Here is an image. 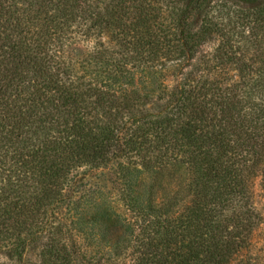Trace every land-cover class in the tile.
Returning <instances> with one entry per match:
<instances>
[{
	"label": "trees",
	"instance_id": "16d2710c",
	"mask_svg": "<svg viewBox=\"0 0 264 264\" xmlns=\"http://www.w3.org/2000/svg\"><path fill=\"white\" fill-rule=\"evenodd\" d=\"M89 1L0 0V264H26L61 185L111 168L121 198L95 210L118 259L231 264L261 220L263 69L238 54L214 0ZM261 23L237 22L252 34ZM209 42L215 65L192 66ZM73 256L44 245L42 264Z\"/></svg>",
	"mask_w": 264,
	"mask_h": 264
},
{
	"label": "rangeland",
	"instance_id": "374dc122",
	"mask_svg": "<svg viewBox=\"0 0 264 264\" xmlns=\"http://www.w3.org/2000/svg\"><path fill=\"white\" fill-rule=\"evenodd\" d=\"M109 2L110 0H91L88 4L104 6ZM214 3L223 7L221 8L223 10L219 12L222 19L219 20H222L224 23L227 22L230 25L229 32L231 33L234 45L236 48H240L238 49L240 50L238 54H244L246 59L251 60L250 63L253 62L252 65L247 64L248 67L255 68L256 70L263 69L264 71V24L261 23L256 27L255 34H252L250 30H244L237 24V22H240L245 25L248 21L252 22L259 18L264 19V14H262L264 13V0H258L257 2L214 0ZM249 15L252 17H249ZM216 46V42L205 44L191 62V65L201 66L203 69H206L207 66L213 67L215 62L212 60V54ZM86 47L88 51L94 50L92 45L86 44ZM206 60H208V64H204ZM166 70L169 72L171 79L169 83L172 86H175L182 80L179 71L176 72L175 68H166ZM135 72V83L139 84L142 90L146 93L155 90L152 82L149 83L147 80V83H144L143 74L139 71ZM156 92L160 95L162 94L159 90H156ZM86 170V167H82L80 172L83 173ZM89 174L91 173L87 172L85 174L86 182L83 181V178H79L83 182V187L79 189L75 188L70 180H67L64 185L60 186L62 197L55 201H50L51 208L47 214L36 217V226H34L32 234L37 238V242L28 247L24 259L26 264H42L43 247L44 245H52V243L66 246L67 250L74 253L72 258L77 260L74 261V264L132 263L129 257H119L118 259L110 252L108 241L111 236V221L107 223L105 218L101 217V214L95 210L97 205L100 207V210H103L109 204L113 203L115 205V200L121 198L118 195L119 190L116 187V181L118 180L116 174L112 168L100 172L98 175L88 176ZM121 182L123 181L120 180ZM254 204L261 220H259V224L257 223L253 242L231 264H239L242 260L254 264H264V189L261 185V178H258L254 184ZM118 213L127 214L123 202H121ZM2 250L3 252H7L8 249L3 245ZM3 256L0 254V259L6 260ZM9 264L16 263L9 262Z\"/></svg>",
	"mask_w": 264,
	"mask_h": 264
}]
</instances>
